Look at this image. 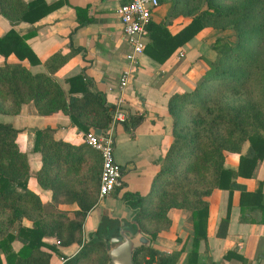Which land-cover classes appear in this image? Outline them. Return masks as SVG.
<instances>
[{
    "label": "trees",
    "instance_id": "16d2710c",
    "mask_svg": "<svg viewBox=\"0 0 264 264\" xmlns=\"http://www.w3.org/2000/svg\"><path fill=\"white\" fill-rule=\"evenodd\" d=\"M172 2L175 12L189 19L174 33L148 21L146 35L150 43L143 50L154 53L158 62H163L174 48L204 27L214 31L230 28L235 40L229 42L215 35L208 44L210 56L194 55L207 65L200 68L191 88L174 92L167 100L171 140L158 161L148 196L131 192L124 198L129 206L138 207L134 214L136 221L142 218L152 223L150 236L168 225L169 208L187 209L191 246L185 263L192 264L198 241L205 238V196L213 188L227 189L229 193L239 189L240 207L243 199L250 198L247 206H256L264 214L260 186L247 191L236 181L238 176L250 177L257 161L264 157V0ZM52 7L44 0H0V15L10 24L21 20L34 22ZM10 53L29 64L38 62L24 41V34L9 27L0 35V57L3 58L0 113L17 114L23 104L31 101L37 113L61 112L83 132L90 128L101 132L106 129L112 105L105 103L101 92L89 89L92 82L82 71L65 78L67 92L52 76L70 53L48 55L43 61L45 71L36 72L20 61H6ZM141 118V114L127 113L120 124L128 129ZM18 131L12 123L0 120V264H48L50 252L58 251L41 237L53 235L58 245L79 241L82 220L96 200L100 156L86 143L75 145L53 138L48 127L35 129L32 148L39 152L41 161L34 172L37 183L51 191L53 202H75L78 206L72 217L63 212H44L37 194L26 186L29 167L26 152L16 142ZM244 142L247 148L241 153ZM226 152L238 153L235 168L224 166ZM131 196H135L133 200L129 199ZM24 216H31V227L21 224ZM227 219L226 212L218 221L216 235L224 236ZM112 225L117 230V222L112 221ZM13 239L21 243L16 250L10 244ZM41 246L48 247L49 251L42 250ZM140 250L148 257L137 261ZM90 251L96 254L92 259L95 264L107 261L102 243L88 242L62 264H76ZM176 255L177 252L167 254L145 246L134 249L132 261L174 264Z\"/></svg>",
    "mask_w": 264,
    "mask_h": 264
},
{
    "label": "crops",
    "instance_id": "0c3cea01",
    "mask_svg": "<svg viewBox=\"0 0 264 264\" xmlns=\"http://www.w3.org/2000/svg\"><path fill=\"white\" fill-rule=\"evenodd\" d=\"M44 1L53 7L34 22L21 20L10 24L0 15V35L9 27L24 34V41L38 58L37 63L29 64L25 59L19 60L10 53L5 60L20 61L31 72H36L45 71L43 61L48 55L54 52L70 53L52 73L62 89L67 92L66 77L82 71L92 82L89 89L101 92L105 103L112 105L119 93V73L127 66L125 53L128 44L116 13V7L122 0ZM175 11L172 0H161L152 10L149 20L159 23L169 33H174L189 19L187 15ZM207 32H211V28H202L193 38L174 48L163 62H158L154 53L142 49L121 90L127 113L141 114L142 118L138 124L128 129L117 124L113 135V157L122 167L120 182L110 194L101 198L96 195L94 204L82 220L78 242L58 245L53 235L43 234L41 240L54 245L58 251L50 252L48 264H62L84 243L100 242L103 249L104 245H114L115 242L109 241V237L117 231L113 230L112 221L117 222V228L122 226L128 231L138 228L148 238L147 245L137 248L150 246L167 254L177 252L174 264H187L185 258L191 246L189 211L185 208H169L166 212L168 225L160 227L150 236L152 223L142 218L136 221L134 214L138 207L129 206L124 195L132 192L133 195L148 196L153 175L159 166L158 161L171 140L172 123L166 109L167 100L174 92L188 90L193 85L198 71L205 63L202 59H195L194 55L198 53L210 56L207 37H202ZM146 43H150L147 35L144 45ZM2 59L0 57V63ZM190 59L194 62L190 63ZM74 94L78 95L79 92ZM0 120L19 128L16 142L26 152L29 167L26 186L37 194L42 210L63 212L72 217V212L78 209L76 203L53 202L51 191L41 187L34 177V172L41 164L39 152L32 148L34 131L48 127L53 138L75 145L85 143L83 131L70 124L69 118L61 112L37 113L31 101L23 104L17 114L0 113ZM246 148L247 142H244L240 152L243 153ZM237 159L238 153L226 152L224 166L235 168ZM236 181L244 185L247 191H252L259 185L264 204V157L257 161L250 177L238 176ZM134 197L129 199L133 200ZM205 199V238L198 241L192 264H264V214L260 208H249L246 203L250 202V198L243 199V207H240L237 188L230 193L227 189L213 188ZM226 212V232L224 236H218L215 233L216 227ZM21 224L31 227V216L22 217ZM11 231L15 232L14 229ZM10 244L13 250L21 245L17 239H13ZM40 248L49 251L46 246ZM85 257L76 264H95L92 261L96 257L94 251H90ZM147 257L140 250L136 259L142 261V258ZM151 263L154 264V261ZM103 264H111L108 257Z\"/></svg>",
    "mask_w": 264,
    "mask_h": 264
},
{
    "label": "built area",
    "instance_id": "2783aa9c",
    "mask_svg": "<svg viewBox=\"0 0 264 264\" xmlns=\"http://www.w3.org/2000/svg\"><path fill=\"white\" fill-rule=\"evenodd\" d=\"M158 5V0H122L116 7V13L121 24L122 34L128 44L125 53L127 66L118 76L119 93L112 103L110 120L103 132L96 133L90 128L83 132L84 142L95 149L100 156V172L97 185V197L101 198L111 193L121 178V165L113 157V135L117 124L126 117L127 109L121 90L128 81L131 67L137 62L146 37V25L152 10Z\"/></svg>",
    "mask_w": 264,
    "mask_h": 264
},
{
    "label": "water",
    "instance_id": "95a60500",
    "mask_svg": "<svg viewBox=\"0 0 264 264\" xmlns=\"http://www.w3.org/2000/svg\"><path fill=\"white\" fill-rule=\"evenodd\" d=\"M99 133V129H94ZM109 241L115 242L111 247L104 245L107 257L111 264H133L132 253L140 245H147L148 238L145 237L140 231H128L122 226L117 228L116 234L109 237Z\"/></svg>",
    "mask_w": 264,
    "mask_h": 264
},
{
    "label": "rangeland",
    "instance_id": "374dc122",
    "mask_svg": "<svg viewBox=\"0 0 264 264\" xmlns=\"http://www.w3.org/2000/svg\"><path fill=\"white\" fill-rule=\"evenodd\" d=\"M230 0H223V2H229ZM215 35L217 36V35H221V36H223L226 40H228L229 42H233L234 40H235V36H234V34H233V32H232V30L230 29V28H226V29H224V30H221V31H214V30H212L211 29V32H207L206 34L205 33H203L202 34V37L204 36V37H207L206 38V43L207 44H209V42L215 37ZM207 48H209L208 46H207ZM210 54H211V52H210ZM209 54V55H210ZM204 61V60H203ZM205 62V61H204ZM206 65H207V63L205 62L204 63V67H206ZM153 190V189H152ZM150 194H151V192H150Z\"/></svg>",
    "mask_w": 264,
    "mask_h": 264
}]
</instances>
